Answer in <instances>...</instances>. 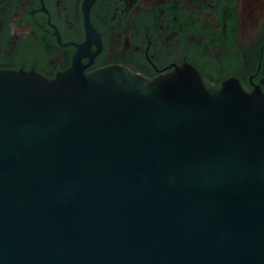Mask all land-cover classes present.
<instances>
[{
  "label": "water",
  "instance_id": "1",
  "mask_svg": "<svg viewBox=\"0 0 264 264\" xmlns=\"http://www.w3.org/2000/svg\"><path fill=\"white\" fill-rule=\"evenodd\" d=\"M0 264H264V89L0 69Z\"/></svg>",
  "mask_w": 264,
  "mask_h": 264
},
{
  "label": "flooded vegetation",
  "instance_id": "2",
  "mask_svg": "<svg viewBox=\"0 0 264 264\" xmlns=\"http://www.w3.org/2000/svg\"><path fill=\"white\" fill-rule=\"evenodd\" d=\"M264 89V0H0V69L179 66Z\"/></svg>",
  "mask_w": 264,
  "mask_h": 264
}]
</instances>
